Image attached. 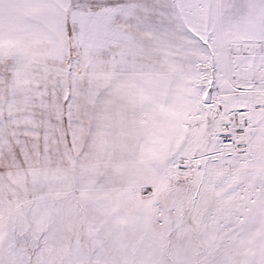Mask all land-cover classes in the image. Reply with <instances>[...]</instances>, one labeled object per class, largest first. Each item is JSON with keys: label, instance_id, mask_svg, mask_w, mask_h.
<instances>
[{"label": "snow or ice", "instance_id": "1", "mask_svg": "<svg viewBox=\"0 0 264 264\" xmlns=\"http://www.w3.org/2000/svg\"><path fill=\"white\" fill-rule=\"evenodd\" d=\"M0 264H264V0H0Z\"/></svg>", "mask_w": 264, "mask_h": 264}]
</instances>
